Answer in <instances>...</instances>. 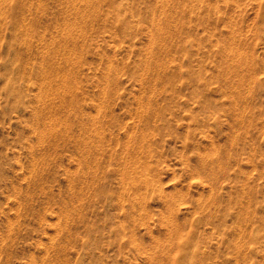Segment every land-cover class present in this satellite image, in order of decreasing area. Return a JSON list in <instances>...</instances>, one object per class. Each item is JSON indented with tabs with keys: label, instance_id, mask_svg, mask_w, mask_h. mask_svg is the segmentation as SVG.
<instances>
[{
	"label": "rangeland",
	"instance_id": "374dc122",
	"mask_svg": "<svg viewBox=\"0 0 264 264\" xmlns=\"http://www.w3.org/2000/svg\"><path fill=\"white\" fill-rule=\"evenodd\" d=\"M0 264H264V0H0Z\"/></svg>",
	"mask_w": 264,
	"mask_h": 264
}]
</instances>
